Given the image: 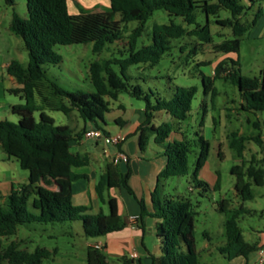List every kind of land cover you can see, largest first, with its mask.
<instances>
[{
    "label": "trees",
    "instance_id": "obj_1",
    "mask_svg": "<svg viewBox=\"0 0 264 264\" xmlns=\"http://www.w3.org/2000/svg\"><path fill=\"white\" fill-rule=\"evenodd\" d=\"M13 3L12 0H7ZM254 2V0H251ZM79 5V4H78ZM79 13L70 12L69 0H27V18L13 13L10 30L23 39L29 61L27 65L12 61L7 73L21 86L9 89L8 93L20 95L25 103L14 105L11 111L18 117V123L8 120L0 121V143L9 158L16 159L23 170L28 171V183L11 191L0 204V239L15 236L20 226L31 224H65L79 221L83 234L89 238L107 236L125 227L121 216L112 206L110 213L101 211L90 214L89 208L75 206L72 202V184L86 175L75 170L86 167L90 163L88 156L72 150V142L79 141L86 133L84 128L74 135L69 126H58L47 110L61 111L69 115L78 111L85 122L94 124L95 129L104 130L99 122L105 123V114L111 111L106 97L118 100L119 95L127 93L146 101L145 121L138 128L139 147L146 151L152 137L156 144L164 149L167 164L158 176V187L153 194L154 212L158 219L157 234L162 239L163 256L153 258L152 264H200L195 240V216L192 202L183 196H164L159 192V184L163 179L180 177L188 174L189 157L192 153L186 141L172 139L173 130L169 123L155 125L156 114L164 112L174 119L184 121L192 110L193 100L198 93L196 86L176 87L170 99L156 97L154 93L144 92L140 85H132L128 69L133 65L147 64L155 66L170 50V40L184 36L197 38L204 44L213 41L210 29V15L218 16L220 11L231 12L229 19H217L216 23L232 29L234 38L224 40L217 46L220 53L239 55L242 37L246 27L241 21L242 15L251 7L241 0H109L107 12L91 13L78 6ZM200 9L207 17V23L201 26L197 21L196 10ZM156 11H165L170 17H181L189 26L187 30L173 21L170 24H157L153 28L152 42L138 49V40L145 31L147 21ZM260 10L257 18L263 15ZM119 16V20L117 19ZM138 22L139 27L132 31L127 45V58H115L95 61L90 66V78L94 92L70 93L49 79L45 65H59L62 57L55 51L57 45L93 44V52L102 53L108 45L122 39V31L128 23ZM114 66H119L117 72ZM208 66V64H200ZM223 78L233 83L239 91L241 110L248 113H262L263 120L253 123L255 129L264 127V71L260 76L250 78L243 76L239 58L224 59L217 64L213 77L202 76L204 95H211L212 101L217 97L215 81ZM48 82L53 94L66 97L69 105L53 104L49 97L40 89ZM39 97L40 104L36 102ZM39 113V120L35 114ZM254 141L262 144L261 135L239 137L232 133L230 147L235 150L238 158H243L244 142ZM210 154V144L203 138L199 139V153L193 170L194 187L208 192L221 189V174L213 186L200 179V172ZM236 176L235 189L242 201L255 197V187L264 186V169L256 166H234L231 170ZM129 171L123 173L120 166L110 164L97 185L96 191L102 204L106 203L104 192L123 186L130 193L128 185ZM252 182V183H251ZM58 184L59 191L53 187ZM142 216L147 215L145 205L140 201ZM218 211L226 215V244L218 248L228 261L247 258L257 251V245L244 239L239 226L240 218L247 213L243 206L231 208L228 200L218 204ZM28 227V226H26ZM58 251H50L37 247L30 252L20 248V243L12 242L0 251V264H45V260L54 257ZM87 264H106L103 250L89 248ZM118 264H135L133 259L122 257Z\"/></svg>",
    "mask_w": 264,
    "mask_h": 264
},
{
    "label": "rangeland",
    "instance_id": "obj_2",
    "mask_svg": "<svg viewBox=\"0 0 264 264\" xmlns=\"http://www.w3.org/2000/svg\"><path fill=\"white\" fill-rule=\"evenodd\" d=\"M14 11L21 17L27 18V0H12ZM74 0H70V7L75 10ZM215 3L217 0H207ZM75 2V1H74ZM86 10L91 13H102L109 10V0H96L90 2L86 0ZM241 3L250 6L241 17V21L246 27L242 37L239 55L220 53L217 46L224 40L233 39L232 29L223 27L216 23L217 19H229L231 12L220 11L218 16L210 15V29L213 41L204 44L195 37L184 36L179 39L170 40V50L163 56L161 61L155 66L147 64L133 65L128 69V74L132 80V85H140L144 92L150 94L151 100L156 97L170 99L176 87L198 88L193 103L192 110L184 121L174 119L164 112L157 113L156 123H169L174 135V140L186 141L190 145L192 153L189 157V171L185 176L171 177L163 179L159 186L161 195L183 196L189 199L192 204L195 216V240L196 250L200 264H237L236 261H228L220 252L219 247L226 244L225 221L226 215L218 211V204L226 199L231 208L239 209L241 206L247 211L239 221L246 242L253 244L259 241L261 232L264 235V186L255 187L253 190L255 197L252 200L242 201L238 195L235 185L236 176L231 170L234 166L242 165L247 168L251 165L264 169V127L254 128L253 123L263 120L262 113H248L241 110V98L238 88L230 81L223 78L215 81L217 97L212 101L211 95H204L202 76L213 77L215 67L224 59L236 60L239 58L241 74L254 78L260 76L264 71V14L257 18L260 10L264 13V0H241ZM11 12L13 8L7 0H0V14ZM198 23L203 26L207 23L206 14L202 10H196ZM119 20V16H117ZM173 21L182 25L187 30H192L195 26L187 25L181 17H170L165 11H156L147 21L145 31L138 40L137 48L149 45L152 42L153 28L157 24H170ZM139 27L138 22H130L127 28L122 31V39L108 47L100 54L93 52V44L57 45L54 49L61 55L62 63L59 65H45L50 80L54 81L59 88L70 93L94 92V87L90 78V66L95 61H105L109 59L127 58L129 55L127 42L133 30ZM26 60L29 61L26 51ZM208 64V66H200ZM119 72V66H114ZM43 94L53 102V104L65 103L69 105L66 97L53 94V89L48 82L40 86ZM110 103L111 111L105 114V123L99 122L105 129L106 126L114 125L116 115H133L130 122L145 110L146 101L138 99L127 93L119 95L118 100L106 97ZM36 102L40 104L39 97ZM21 103H25L23 100ZM125 109V111L120 110ZM58 126H69L74 135L81 132L86 125L95 129L94 124L85 122L78 111H72L69 115L61 111H46ZM13 123H18V117L14 115ZM39 120V113L35 114ZM237 133L239 137L261 135L262 144L254 141L244 142L245 150L243 158H238L234 149L230 147L232 133ZM203 138L210 144V154L205 167L200 173V179L213 186L217 179V173L221 174V189L219 191L210 190L203 192L193 185V170L199 153V139ZM112 146V145H110ZM76 152L77 149L73 148ZM16 161V159H13ZM18 172L25 177L29 176L28 171L23 170L19 163ZM85 172L87 168L79 169ZM252 183V182H251ZM28 226V227H26ZM20 226L15 236L0 239V251L4 250L10 243H20V248L34 251L37 247L54 249L56 247L64 251L72 252V247L81 257L77 264H86V243L90 238L83 234L82 224L79 221L65 224H31ZM65 232H68L66 234ZM79 234V235H78ZM53 236V237H51ZM264 241V238H263ZM250 255H254L253 253ZM49 260V259H48ZM45 260V264H55Z\"/></svg>",
    "mask_w": 264,
    "mask_h": 264
},
{
    "label": "crops",
    "instance_id": "obj_3",
    "mask_svg": "<svg viewBox=\"0 0 264 264\" xmlns=\"http://www.w3.org/2000/svg\"><path fill=\"white\" fill-rule=\"evenodd\" d=\"M74 1L75 10L70 7L72 14L79 13V5L86 9L84 2L86 0ZM92 1L90 0V2ZM8 3L13 10L11 12L6 10L3 16L0 14V121L15 119L11 108L23 101L20 95L7 92L9 89L21 88L16 80L8 75L7 68L12 61L17 60L24 64L26 60V48L23 39L15 36L10 30L13 13L16 12L14 11L15 4L14 2ZM120 110L125 111V109ZM123 116L116 115L114 125L111 127L106 126L103 131L107 135L124 132L127 135L124 144L110 146L103 139H86L85 136L79 141L72 142V150L76 148V153L88 156L90 159L89 165L85 167L87 168L85 172H81L80 168L75 170L79 174L86 175V177L72 184L73 204L88 207L90 209L88 213L93 215L101 211L109 214L112 206H114L117 214L121 216L125 223V227L118 232L87 240L86 264L88 249L97 246L101 247L106 256V264H118L119 259L122 257L133 259L135 264H152L153 258L163 256V241L157 234L159 220L151 214L154 212L153 194L158 187V176L165 168L167 159L163 154L164 149L155 143L154 137L151 138L146 151L142 152L140 150L138 128L145 121V110L139 113L132 122H130L132 114L127 117ZM154 124L158 125L156 119ZM84 128L86 132L94 129L92 127L88 128L86 125ZM172 139H174V135ZM108 151L112 153L124 152L130 157L127 171H129L128 185L132 193L123 186L108 188L104 192L106 203L102 204L96 191V185L100 177L106 173L107 167L112 164L107 155ZM17 163L13 158L8 157L0 143V204L4 202L13 189L28 183L29 176H22L18 172ZM53 189L59 191L60 186L56 184ZM162 197H164V194ZM140 201L144 203L147 215L142 216ZM133 218L136 220L134 221ZM65 233L68 234V232ZM259 233V241L253 243L257 245V251L253 252L254 255L232 261H236L237 264H259L258 250L264 247V235L261 232ZM55 249L58 253L48 260L55 264H77L81 258L78 252L75 251V247H72V252L64 251L60 247L48 250L53 251ZM4 264L8 263L5 262Z\"/></svg>",
    "mask_w": 264,
    "mask_h": 264
},
{
    "label": "built area",
    "instance_id": "obj_4",
    "mask_svg": "<svg viewBox=\"0 0 264 264\" xmlns=\"http://www.w3.org/2000/svg\"><path fill=\"white\" fill-rule=\"evenodd\" d=\"M85 138L86 139H93V140H98V139H103L107 144L112 145V146H120L124 144L127 140V135L124 132L118 133V134H113V135H107L103 130L101 129H92L90 131H87L85 133ZM108 157L111 159L112 164L116 166H120L122 163H129L130 157L124 153V152H107ZM135 221L136 219L133 218ZM96 248L101 249L100 246H97ZM258 256L259 264H264V247H261L258 250Z\"/></svg>",
    "mask_w": 264,
    "mask_h": 264
},
{
    "label": "water",
    "instance_id": "obj_5",
    "mask_svg": "<svg viewBox=\"0 0 264 264\" xmlns=\"http://www.w3.org/2000/svg\"><path fill=\"white\" fill-rule=\"evenodd\" d=\"M127 164L128 163H122L121 164V170H122L123 173H126L127 172V167H128Z\"/></svg>",
    "mask_w": 264,
    "mask_h": 264
}]
</instances>
